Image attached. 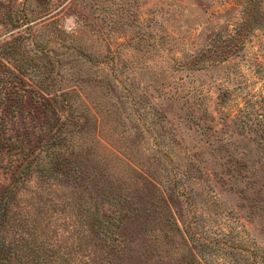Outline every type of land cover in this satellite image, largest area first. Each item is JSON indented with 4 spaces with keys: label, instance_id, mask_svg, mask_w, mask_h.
Returning a JSON list of instances; mask_svg holds the SVG:
<instances>
[{
    "label": "rangeland",
    "instance_id": "obj_1",
    "mask_svg": "<svg viewBox=\"0 0 264 264\" xmlns=\"http://www.w3.org/2000/svg\"><path fill=\"white\" fill-rule=\"evenodd\" d=\"M247 2L0 0V136L37 153L60 135L71 169L23 186L30 233L68 251L97 209L122 219L116 243L90 233L99 264H264V26Z\"/></svg>",
    "mask_w": 264,
    "mask_h": 264
},
{
    "label": "trees",
    "instance_id": "obj_2",
    "mask_svg": "<svg viewBox=\"0 0 264 264\" xmlns=\"http://www.w3.org/2000/svg\"><path fill=\"white\" fill-rule=\"evenodd\" d=\"M257 5L258 0H248L243 11L248 15L253 12L258 15L252 20V30L264 26V11L260 12ZM70 94L62 96L68 97ZM54 99L41 98L44 107L51 114L54 113L52 103L57 102ZM65 101L62 98L58 104ZM47 126L49 123H45L44 127ZM3 129L2 119L0 132ZM49 129H52V126ZM53 138L55 139L50 144L46 143L47 141L44 142V144L46 143L44 151L38 149V152L35 153L36 144L29 143L26 136L16 137L14 140L4 139L0 136V154L4 150L12 152V155L7 156L8 161L5 166L0 167V170L2 169L0 175H4L8 181L0 192V264H99L95 254H91L88 249L93 239L90 233L95 234L96 240H101L102 243L109 238L108 236L113 238V243L119 241L113 234L114 229L120 228L122 219L118 217L115 220L110 216H101L97 209L94 213V220L89 221L86 225L88 235L81 230L76 237L77 246L68 251L47 245L38 239L37 235L30 233L35 230L34 223L29 221L30 218L23 216L22 220H19L13 213V203L18 199L23 186L34 172H38L41 177H50L57 171H61V174L65 175L68 170H71L67 155L60 151L66 141L61 139L60 135ZM114 249L115 247L109 246L108 252H114ZM108 252L104 254L107 256Z\"/></svg>",
    "mask_w": 264,
    "mask_h": 264
}]
</instances>
